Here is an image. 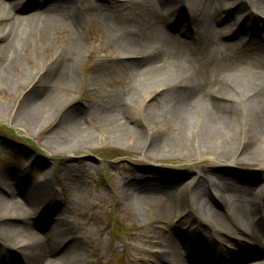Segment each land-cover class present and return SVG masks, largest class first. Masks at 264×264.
I'll return each mask as SVG.
<instances>
[{"label": "bare ground", "instance_id": "obj_1", "mask_svg": "<svg viewBox=\"0 0 264 264\" xmlns=\"http://www.w3.org/2000/svg\"><path fill=\"white\" fill-rule=\"evenodd\" d=\"M238 1L233 6L227 0H111L110 5L91 0H26L21 6H12L0 0L1 90L14 83L11 71L20 59L37 57L46 50L45 43L53 34L61 39L55 64L36 71L27 82L34 89L22 95L25 120L30 125H39L72 84L74 63L83 48L81 33L87 14L92 13L91 21L104 28L107 44L129 58L124 67L129 85H140L146 76L151 80L145 94L130 92L128 98L143 101L153 96L156 101L162 100L167 126L138 131L115 103L96 112L94 121L110 126L113 135L132 136L136 145L152 157L191 160L208 155L220 163L259 165L254 178L244 175L230 180L217 167L207 165L195 170L186 181L184 175L155 181L131 179L127 187L134 188L135 193L127 194L135 216L154 205L152 218L189 223L180 235L154 232L143 237L148 247H161L153 252L154 264H264V246L250 244H264V184L261 188L256 184L264 178V20L259 19L260 14L264 16V0ZM252 1H260L262 6L256 11L243 7V3ZM28 6L33 11L20 15L19 11ZM234 10L243 11L246 18L231 22ZM164 18L177 21L178 32L188 41L161 31ZM64 23L70 28L58 30V25ZM218 34L235 39L224 42ZM61 118L69 146L82 147L90 141L79 115L71 112ZM19 182L27 186L26 191L35 193L31 196L45 201L50 197V182L26 177ZM243 182L254 187L249 191L246 188V197H232L233 187ZM11 193L7 188L9 198L0 200L16 214L2 216L0 227L4 237L19 236L23 241L4 264H17L13 262L17 259L24 264H64L63 257L73 255L80 241L75 235L69 236L70 230L65 232L62 219L52 236L41 234V226L35 221L36 215L45 210L30 211L29 215L26 204L15 200ZM190 193H195V215L190 209L186 211ZM26 196L24 201H30ZM16 223L20 224L18 229L13 227ZM222 237L226 242L234 241L238 250L230 253L241 254L242 261L221 257ZM242 247L252 254L248 256Z\"/></svg>", "mask_w": 264, "mask_h": 264}, {"label": "rangeland", "instance_id": "obj_2", "mask_svg": "<svg viewBox=\"0 0 264 264\" xmlns=\"http://www.w3.org/2000/svg\"><path fill=\"white\" fill-rule=\"evenodd\" d=\"M6 1L12 6H21L26 2ZM91 1L104 5H110L111 2ZM227 2L236 6L239 1ZM260 6V1L243 3V7L248 11H256ZM31 11L33 9L28 6L19 13L26 15ZM246 15L243 11L234 10L229 20L238 22L246 18ZM93 17L92 13L86 16L87 20L81 33L83 48L74 63L72 84L64 92L62 100L51 108L39 125H30L25 120V104L21 99L24 93L34 89L33 86L30 87L32 84L27 86V82L35 72L44 67L43 65L52 67L55 64L54 60L59 54L61 44L58 35L53 34L48 38L45 43L46 50L39 52L37 57L20 59L18 67L11 71L14 83L0 89V197L8 199L6 189L9 188L15 200L26 204L29 215L45 210L43 214L36 215L35 224L41 226V234L43 232L52 236L54 227L61 219L64 221L65 232L66 229L70 230L69 236L75 235L81 243V246H74L73 255L63 257L64 264H154L156 256L153 252L161 247H148L143 237L154 232L180 235L189 223L181 225L176 222V218H152L153 212L156 211L154 205L150 211L135 216L132 201L127 194L135 193L134 188L127 187L131 179L139 177L141 180L155 181L165 176L184 175L186 181L194 175L195 170L213 165L224 177L233 180L235 177L244 178V175L254 178V173L260 167L246 162L220 163L208 155L191 160L160 155L152 157L141 150V145H136L132 136L113 135L110 126L105 127L102 123L94 121L96 112L108 106L113 107L115 103L123 113L125 112L124 117L131 119L130 125L138 131H146L147 127L165 129L167 126L163 117L165 107L162 100L156 101L152 99L153 96H148L143 101L128 98L130 92L131 95L145 94L146 86L151 80L146 76L140 85H129L124 68L129 58L107 44L103 35L104 28L92 22ZM259 19L264 20V16L260 14ZM176 22L164 18L160 22L161 31L176 34L188 41L187 36H180V27ZM222 25L224 24H220ZM68 28V23L58 25V30L67 31ZM217 36L224 42H232L235 39L224 34ZM189 43L185 42L192 48L193 45ZM71 112L79 115L80 122L90 134V141L85 146H69L70 141H67L65 136L61 117ZM24 177L33 181L50 182L52 188L48 200L31 196L35 193L26 191L27 186L19 182ZM243 183L244 185L233 187L232 197H246V188L249 191V187H254L252 183H249L250 186L246 182ZM256 184H259L258 188L263 187L264 178L258 179ZM195 193H190V207L186 208V211L190 209L193 215L196 213L193 202ZM26 194L30 197L28 202L23 199ZM155 195L160 197L161 193ZM213 207L220 209L217 203H213ZM6 214L14 215L16 212L0 200V222ZM33 220L30 221L33 223ZM13 227L18 229L20 224L16 223ZM6 237L0 227V264H4L12 254L15 255L23 241L19 236ZM192 239H195V236ZM225 239L221 238V257L242 261L241 254L230 253L231 250H238L234 241L226 242ZM250 244L257 248L259 245L264 246L263 241ZM241 249L246 250V254H252L251 250L250 252L243 247ZM13 262L24 264L20 259Z\"/></svg>", "mask_w": 264, "mask_h": 264}]
</instances>
